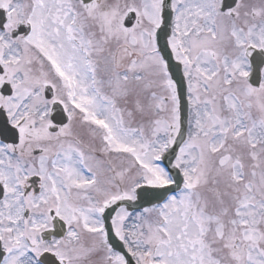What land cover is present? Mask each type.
<instances>
[{"label": "snow or ice", "instance_id": "snow-or-ice-1", "mask_svg": "<svg viewBox=\"0 0 264 264\" xmlns=\"http://www.w3.org/2000/svg\"><path fill=\"white\" fill-rule=\"evenodd\" d=\"M0 264H264V0H0Z\"/></svg>", "mask_w": 264, "mask_h": 264}]
</instances>
